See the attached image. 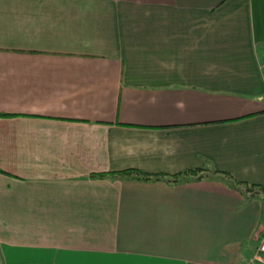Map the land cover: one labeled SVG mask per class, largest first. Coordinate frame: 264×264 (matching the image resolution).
Masks as SVG:
<instances>
[{"label": "crops", "instance_id": "crops-1", "mask_svg": "<svg viewBox=\"0 0 264 264\" xmlns=\"http://www.w3.org/2000/svg\"><path fill=\"white\" fill-rule=\"evenodd\" d=\"M263 236L264 0H0V264H264Z\"/></svg>", "mask_w": 264, "mask_h": 264}, {"label": "built area", "instance_id": "built-area-1", "mask_svg": "<svg viewBox=\"0 0 264 264\" xmlns=\"http://www.w3.org/2000/svg\"><path fill=\"white\" fill-rule=\"evenodd\" d=\"M258 258L264 261V236L260 242L259 248H258Z\"/></svg>", "mask_w": 264, "mask_h": 264}, {"label": "trees", "instance_id": "trees-1", "mask_svg": "<svg viewBox=\"0 0 264 264\" xmlns=\"http://www.w3.org/2000/svg\"><path fill=\"white\" fill-rule=\"evenodd\" d=\"M133 173H136L137 175L142 176L141 179L138 178L139 180L149 181L150 178H151L148 175L140 174V173H137V172H126L125 174H133ZM197 174H198V172H192V173H190V175H197Z\"/></svg>", "mask_w": 264, "mask_h": 264}, {"label": "rangeland", "instance_id": "rangeland-1", "mask_svg": "<svg viewBox=\"0 0 264 264\" xmlns=\"http://www.w3.org/2000/svg\"><path fill=\"white\" fill-rule=\"evenodd\" d=\"M258 252V251H257ZM257 256H258V253H257ZM59 260V259H58ZM58 260H55L54 261V264H59L60 262Z\"/></svg>", "mask_w": 264, "mask_h": 264}]
</instances>
